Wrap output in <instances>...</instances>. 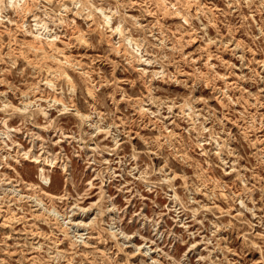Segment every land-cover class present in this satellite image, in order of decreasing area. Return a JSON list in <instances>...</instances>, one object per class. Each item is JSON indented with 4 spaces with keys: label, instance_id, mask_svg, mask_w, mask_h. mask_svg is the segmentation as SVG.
Wrapping results in <instances>:
<instances>
[{
    "label": "rangeland",
    "instance_id": "1",
    "mask_svg": "<svg viewBox=\"0 0 264 264\" xmlns=\"http://www.w3.org/2000/svg\"><path fill=\"white\" fill-rule=\"evenodd\" d=\"M0 264H264V0H0Z\"/></svg>",
    "mask_w": 264,
    "mask_h": 264
},
{
    "label": "bare ground",
    "instance_id": "2",
    "mask_svg": "<svg viewBox=\"0 0 264 264\" xmlns=\"http://www.w3.org/2000/svg\"><path fill=\"white\" fill-rule=\"evenodd\" d=\"M125 51V50H124ZM121 52V51H120ZM208 59V58H207Z\"/></svg>",
    "mask_w": 264,
    "mask_h": 264
}]
</instances>
